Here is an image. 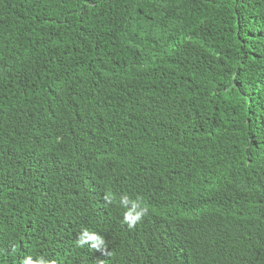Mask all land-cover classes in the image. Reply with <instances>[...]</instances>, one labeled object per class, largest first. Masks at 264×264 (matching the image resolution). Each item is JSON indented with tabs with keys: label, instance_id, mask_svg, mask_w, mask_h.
<instances>
[{
	"label": "trees",
	"instance_id": "trees-1",
	"mask_svg": "<svg viewBox=\"0 0 264 264\" xmlns=\"http://www.w3.org/2000/svg\"><path fill=\"white\" fill-rule=\"evenodd\" d=\"M28 255L264 264V0H0V264Z\"/></svg>",
	"mask_w": 264,
	"mask_h": 264
},
{
	"label": "clouds",
	"instance_id": "clouds-1",
	"mask_svg": "<svg viewBox=\"0 0 264 264\" xmlns=\"http://www.w3.org/2000/svg\"><path fill=\"white\" fill-rule=\"evenodd\" d=\"M107 204H113L117 202V197L112 193H106L104 197ZM118 206L123 208V224L127 225L129 230L135 229V227L143 221V218L148 215L150 207L144 201L142 197L137 196L135 199L128 195H122L119 197ZM77 247L84 248L90 246L93 250L107 251V242L105 238L97 233L90 232L85 229L77 237ZM15 248L12 249V253H15ZM22 264H57L56 260L46 259L44 256L33 257L28 255L22 261Z\"/></svg>",
	"mask_w": 264,
	"mask_h": 264
}]
</instances>
